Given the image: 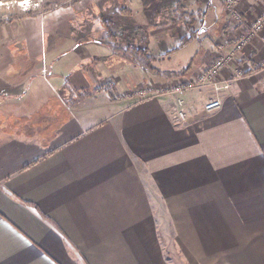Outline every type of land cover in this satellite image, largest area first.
Returning <instances> with one entry per match:
<instances>
[{
    "label": "crops",
    "instance_id": "0c3cea01",
    "mask_svg": "<svg viewBox=\"0 0 264 264\" xmlns=\"http://www.w3.org/2000/svg\"><path fill=\"white\" fill-rule=\"evenodd\" d=\"M200 1L203 27L181 49L192 68L179 79L228 53L246 26L231 23L224 0ZM263 8L245 0L237 11L250 21ZM57 10L0 15V264H264L261 43L237 54L225 74H245L227 91L184 95L187 119L177 124L171 98L123 103L94 89L110 75L106 30L80 40L90 15ZM172 22V36L150 37L151 56L175 47ZM120 25L121 43L137 34ZM128 67L116 91L163 81ZM210 99L221 106L206 114Z\"/></svg>",
    "mask_w": 264,
    "mask_h": 264
},
{
    "label": "rangeland",
    "instance_id": "374dc122",
    "mask_svg": "<svg viewBox=\"0 0 264 264\" xmlns=\"http://www.w3.org/2000/svg\"><path fill=\"white\" fill-rule=\"evenodd\" d=\"M152 1H155V4H157V2L159 0H152ZM163 1H166V0H163ZM203 1H205V0H203ZM1 2L4 5V7L0 10L1 16L6 15L9 12L16 11L17 13H23V14H28V15L37 14L38 17L40 16V14H42L43 18H45L44 14H46V16L51 17L52 13H55L56 9L63 11V13H65L68 16L74 15L73 13L78 12V14L81 15V17H80L81 20L85 19V15H90L92 20L89 23L90 24L89 26L92 27V30H90L87 34L83 33L80 36V40H84V38H85V40L98 39V31L102 30V25L100 23V22H102V18H100L101 13H103L104 19L106 20V23L110 25L108 27L109 32L112 33L113 31H115L117 29L113 23L111 24V22H112L111 19H114V16L112 17V15H111V12L113 11V10H111V5H114V7H116L114 9H118V6H119L118 5L119 3H117L116 0H4ZM120 2H125V5H128V8H129L128 13H130V14H126V12H124L123 15H121V14H120L121 16L116 15L115 17L119 18V17L123 16L124 18H126L127 19L126 23L131 24V29H130L131 31H134V32L136 31V30H134V29H136L134 27L135 25L147 27L149 24L151 25L152 21H155L156 19H161L160 20L161 25L158 26L159 28L156 27L154 29V31H155L154 33H150L147 35L145 34V36H142V34L140 32V33H138V34H140L138 36V39L144 37V39H146L147 43H149L150 37H152V40H155V38L158 36L159 39L162 41L163 38L172 36L171 34H169L170 32H172L170 27L173 24V22H172L173 18L170 14V11H168L167 13H165L163 15H159L158 17L157 16L152 17L151 14L148 15L147 12L148 11H154L157 6L153 5L150 9H148L146 5H148V4L150 5L151 0H120ZM21 3H22V5L20 6ZM186 4H187V10L189 12H196L197 10H199L196 7L195 0H186ZM137 5H139V7H142L143 11H141L142 8H140L141 10H139ZM132 7H133V9H132ZM25 9H26V11H24ZM135 9H138L137 12H135ZM202 9H204L203 5H202ZM69 17H71V16H69ZM141 18H143L142 21L137 20V19H141ZM108 21H110V22H108ZM85 25H86V27L88 26L87 23H85ZM183 29L184 28H182V26H180L178 28V30L176 31V33L174 34V37L172 39H174L176 41V40H179V38H181L182 36H184V30ZM43 31H44V33H43ZM160 31H162V32L166 31V33L169 31V33H167V34L161 33ZM40 32H41L40 38H41V42H42V39H43L42 36H44V34H45V29L41 30ZM107 36H108L107 32L105 33V35L104 34L102 35V37L104 38V39L102 38L103 42H106ZM124 36L125 35H121L122 39ZM164 36H166V37H164ZM175 41L171 45L176 47ZM226 42L228 43L227 40H226ZM143 46L145 47L146 44L145 45L143 44ZM161 49H159L158 52H156L155 55H159V56L158 57L154 56L155 61L152 64L158 70H162V71L179 70L184 66V64L186 62L187 63L189 62L188 57L190 56V52H186L185 50L184 51L181 50L180 52L176 53L174 58H172L170 60H166V57H168V55H166V53H163L164 48H161ZM44 53H45V50L43 49V46H42L41 47V61H40V72L42 74H46V72H47V64L45 61ZM109 53H111V52H109ZM170 55H172V54H170ZM111 56H112V54H111ZM164 56H165V60H163ZM160 58L162 60H160ZM123 59L120 60L117 57H113V59L110 60V62H112L110 64V69H109L110 75L106 78H102L101 81H99V83L96 84L97 86L94 89L109 93L110 98L112 100L123 102V103H131V102H134L136 100L130 99L129 95H131L132 93H128V92L134 88L139 89L138 87H142L141 85L143 83L148 84L151 82L150 81L149 82L148 81L143 82V83L139 84L138 86H132L130 89H127L126 91H123V92L122 91H116L115 86L118 84V81L120 80V77H121V74L118 73V71L121 69H124V67H126V66H129L128 67L130 69L129 72L130 71H133V72L140 71L139 73L142 75L141 78H143V76L145 75V74H143V72L147 73L149 78L150 77L154 78L155 76L148 73L147 71L145 72V71L141 70L139 67L134 66L133 64L129 63L128 61H127L128 63L124 62ZM106 65L109 68V66H108L109 63H107ZM122 76H125V75L122 74ZM86 92L87 91L81 92L82 93V97H81L82 99L88 98V95H86ZM10 107H13V106H10ZM5 114L7 115L8 113H5ZM25 114L26 113H23L20 111L18 113V116L23 117V116H25ZM12 129L14 130V128H12ZM5 131H7V130H5ZM14 131L9 130V132L8 131L7 132L11 134V133H14Z\"/></svg>",
    "mask_w": 264,
    "mask_h": 264
},
{
    "label": "built area",
    "instance_id": "2783aa9c",
    "mask_svg": "<svg viewBox=\"0 0 264 264\" xmlns=\"http://www.w3.org/2000/svg\"><path fill=\"white\" fill-rule=\"evenodd\" d=\"M245 0H224V9L229 16L231 23L235 26L246 24L243 32L236 36L232 41L231 49L228 53L219 51V55L211 61L210 65L202 69L193 80L175 79L161 83H143L139 89H132L128 93L130 99L136 101H149L164 98L174 100L173 120L180 124L187 119V102L184 95L194 89L212 87L216 92L227 91L232 83H235L244 77L245 72L235 67L232 74L226 75L225 72L234 65L236 56L245 48L252 46L255 41H259L264 48V8L252 20L243 18L237 11L239 4ZM22 3L20 4V6ZM4 7L0 1V10ZM26 11V9L24 10ZM246 22V23H245ZM228 46L226 41L219 42V50ZM259 72L264 71V59L260 62ZM220 101L210 99L203 105L202 110L209 114L220 108Z\"/></svg>",
    "mask_w": 264,
    "mask_h": 264
},
{
    "label": "trees",
    "instance_id": "16d2710c",
    "mask_svg": "<svg viewBox=\"0 0 264 264\" xmlns=\"http://www.w3.org/2000/svg\"><path fill=\"white\" fill-rule=\"evenodd\" d=\"M118 5V9H114V5H111V12L112 17L114 16V19H111L114 26L117 28L112 33L109 32V24L106 23V20L104 17L102 18V28L106 30L108 36L106 38L105 45L111 52V60L113 57H117L120 60H124L126 63H131L136 67H139L143 71H147L148 73L152 74L153 76L162 79V82L169 81V80H175L179 79L180 77H184L192 68V60L187 64L185 68L178 72L174 71H160L156 69L152 64L155 61V58L151 55H149L147 49L143 46V44H147L146 39L144 37L138 39V36L141 32L142 36H145V34H149L152 32L156 27L161 25V19H156L155 21H152L151 25L149 24L147 27L144 26H134L136 29L135 32L137 34L132 33L131 39H128L126 43H121L120 38V32L121 29H123L122 25H120L122 22L126 23L124 17H115L116 15H123L124 12L126 14L128 13V5H125V2H120V0H116ZM196 5H199L201 3L200 0H195ZM157 6L154 11H148L147 14L152 17L163 15L170 11V14L173 18L174 22H177L179 26H182L184 28V36L179 38V40H176V47H174L172 50L168 51L166 55L173 54L175 52L180 51L184 47H186L188 44L194 42L198 38V33L200 32V28L203 27V17L200 15V12H189L187 10V4L186 0H159L157 4H155V1H152L151 4L147 6L148 9H150L152 6ZM121 14V15H120ZM156 17V18H157ZM131 18V17H130ZM110 22V21H108ZM116 22V23H115ZM127 29H131V24H127ZM144 34V35H143ZM122 58V59H121ZM126 60V61H125ZM128 61V62H127ZM112 62H110L111 64Z\"/></svg>",
    "mask_w": 264,
    "mask_h": 264
},
{
    "label": "flooded vegetation",
    "instance_id": "af4514ba",
    "mask_svg": "<svg viewBox=\"0 0 264 264\" xmlns=\"http://www.w3.org/2000/svg\"><path fill=\"white\" fill-rule=\"evenodd\" d=\"M101 23V22H100ZM102 25V24H101Z\"/></svg>",
    "mask_w": 264,
    "mask_h": 264
}]
</instances>
